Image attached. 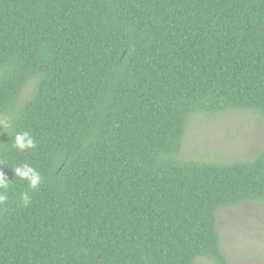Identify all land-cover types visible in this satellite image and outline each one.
<instances>
[{
  "label": "trees",
  "instance_id": "obj_1",
  "mask_svg": "<svg viewBox=\"0 0 264 264\" xmlns=\"http://www.w3.org/2000/svg\"><path fill=\"white\" fill-rule=\"evenodd\" d=\"M229 109L264 122V0H0V264H227L217 211L264 202V149L179 153Z\"/></svg>",
  "mask_w": 264,
  "mask_h": 264
},
{
  "label": "rangeland",
  "instance_id": "obj_2",
  "mask_svg": "<svg viewBox=\"0 0 264 264\" xmlns=\"http://www.w3.org/2000/svg\"><path fill=\"white\" fill-rule=\"evenodd\" d=\"M29 89V86L25 90ZM8 119L0 117V129ZM264 149V122L252 110L191 114L179 155L206 161L248 160ZM227 264H264V202L245 201L217 211ZM193 264H215L200 256Z\"/></svg>",
  "mask_w": 264,
  "mask_h": 264
},
{
  "label": "clouds",
  "instance_id": "obj_3",
  "mask_svg": "<svg viewBox=\"0 0 264 264\" xmlns=\"http://www.w3.org/2000/svg\"><path fill=\"white\" fill-rule=\"evenodd\" d=\"M16 145L21 149L26 148V147H32L33 140L30 134L28 132L17 134ZM16 174L21 176V178H27L32 187H35L40 181L39 174L36 173L35 170L29 166H25L24 168H17ZM6 184H7V181L5 180L4 175L0 174V187H5Z\"/></svg>",
  "mask_w": 264,
  "mask_h": 264
}]
</instances>
